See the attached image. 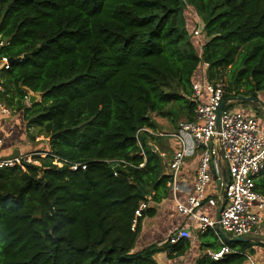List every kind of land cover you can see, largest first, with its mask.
Masks as SVG:
<instances>
[{
    "label": "trees",
    "instance_id": "16d2710c",
    "mask_svg": "<svg viewBox=\"0 0 264 264\" xmlns=\"http://www.w3.org/2000/svg\"><path fill=\"white\" fill-rule=\"evenodd\" d=\"M3 57L12 61L0 68V98L49 148L33 156L39 164L0 169V264H159L161 250L184 256L188 239L136 249L144 218L157 208L140 217L136 210L167 197L169 156L160 152L169 140L177 147L148 131L140 146L136 134L170 132L159 120L195 119L193 84L203 64L208 81L226 80L225 99L264 92V0H0ZM30 92L40 95L32 105ZM256 189L264 194V170ZM203 236L207 251L196 264H246L253 253L252 243L225 240L232 252L214 260L208 251L220 250L218 236Z\"/></svg>",
    "mask_w": 264,
    "mask_h": 264
},
{
    "label": "built area",
    "instance_id": "2783aa9c",
    "mask_svg": "<svg viewBox=\"0 0 264 264\" xmlns=\"http://www.w3.org/2000/svg\"><path fill=\"white\" fill-rule=\"evenodd\" d=\"M196 36L201 35V29L194 30ZM3 45V43L1 44ZM2 66L9 68L10 60L3 57ZM207 64L202 65L201 80L194 82L193 91L196 100L195 119L179 123L177 131L160 132L145 127L137 131L136 137L141 146L139 134L148 131L152 134L172 137L177 141V147L169 162V176L167 187L173 192L180 189L179 172L186 158L195 152L200 153V161L196 171L193 190L186 202L177 200L180 213L198 223L200 232L214 231L220 238L222 246L218 251L209 250L214 260L222 259L232 249L224 243L216 225L217 220L210 218L200 210L205 201L216 206L217 199L207 194L209 182L217 179L225 196V204L221 212V228L233 237L248 236L253 230L264 223V194L256 189V180L264 170V121L260 116L244 114L232 109L228 103L221 112V129L216 128L218 110L225 100V83L220 80L210 82L206 76ZM4 88L0 86V90ZM30 97L26 96L29 104ZM4 140L0 137V169L21 165L24 163L39 164L33 156L39 152L22 153L16 158L3 156ZM157 149V148H156ZM223 152V156L220 155ZM144 154V151H142ZM162 156L166 153L160 152ZM45 156L46 154H41ZM57 166H63L56 160ZM79 167L86 169V165L75 164L71 169ZM115 175L118 174L116 168ZM151 201H142L136 210V216H142V211L150 207ZM136 220H134V225ZM191 232L186 228L176 229L169 237L171 243L181 239H190Z\"/></svg>",
    "mask_w": 264,
    "mask_h": 264
},
{
    "label": "crops",
    "instance_id": "0c3cea01",
    "mask_svg": "<svg viewBox=\"0 0 264 264\" xmlns=\"http://www.w3.org/2000/svg\"><path fill=\"white\" fill-rule=\"evenodd\" d=\"M198 38L200 39V44H201L199 53H201L203 40L202 37H198ZM1 67H2V63L0 68ZM197 79H200V75L198 76ZM0 91L4 92V89ZM261 102L260 100L258 103L234 102V104L236 103L239 104L237 106L234 105V108L236 110L241 111L244 114H248V115L254 114L259 116L258 115L259 111L262 110V107H260ZM20 117H21L20 113L18 115H13L11 108L8 107L6 102L2 101V99L0 98V137L3 138L5 145V140L9 139L8 137H11V133H13L14 137L11 139L13 143L16 142V144L14 145L13 148H11L10 151H8L7 153L5 152L3 153V156L5 158H10V156L14 154V152L17 150H19L20 155L22 153L31 152L30 150L32 149L31 148L32 146L29 144L30 141L26 132V128L24 127V123L19 121ZM12 120L13 122L11 123ZM6 121L7 123H5ZM17 121L24 128L16 126L14 123H16ZM160 122L161 121L159 120V123ZM170 126L172 128L174 127L173 125ZM172 128L169 127L163 130L173 132L174 128L173 129ZM15 137L17 139H15ZM44 144H46L48 149L49 148L48 139H45L43 141L42 147H45ZM167 144H168L167 146H169V151H162V152L166 153L165 156H169L166 159L167 161L166 172L168 171L167 173L169 174L170 172L169 162L171 161L175 150L173 149V147H171V145H174V143H171V141L169 140ZM38 147L39 149L41 148V146L39 145ZM199 161H200V153L198 151L190 155L188 158H186L184 165L179 172V177H178V182L181 186L180 189L173 192L170 188H168L169 190L167 197L162 199V201L159 203L156 202L154 203L155 207L157 208L156 214L153 217L147 218L146 221L144 222V225H142V234L136 246L137 250L145 249L154 244H158L159 246H162L165 245V243L167 242L171 243L169 241V237L176 229L186 228L192 234V237L188 239L191 242L190 249L184 256L175 259H169L167 256V252L161 250L154 255V258L159 264H196L197 259L201 257L200 255L204 254L207 251L201 249L202 242L209 240V238L207 237L203 238L204 237L203 234L206 231L203 233L200 232L198 228V223L188 218L187 216L183 215L182 213H180L177 208V200L181 202H186L193 190ZM207 194L208 196L217 199V205L213 206L209 204V202L205 201L200 211L208 215L210 218L217 220L218 210L223 202V190L220 187L217 179L213 180L212 182H209L207 186ZM255 230L256 232L250 235L264 238V223L256 227ZM226 234H228L230 237H233L229 233ZM223 240L225 241L224 238ZM218 243L222 245L219 236H218ZM249 243L253 244L251 248L253 253L248 255V260L246 264H264V243H257V242H249Z\"/></svg>",
    "mask_w": 264,
    "mask_h": 264
},
{
    "label": "rangeland",
    "instance_id": "374dc122",
    "mask_svg": "<svg viewBox=\"0 0 264 264\" xmlns=\"http://www.w3.org/2000/svg\"><path fill=\"white\" fill-rule=\"evenodd\" d=\"M186 14L188 15L189 14V9L188 8H186ZM191 12V11H190ZM193 14H194V12H193ZM195 15V14H194ZM196 17V16H195ZM201 23H203L202 22V20L199 18V17H196V26L197 27H200V24ZM196 27V28H197ZM1 61H0V66H1ZM199 81V80H198ZM223 82L225 83V84H227V82H226V80H223ZM1 93H3V91H0V94ZM259 98H261V99H259ZM258 99L260 100V102H261V106L260 107H262V110L260 111V113L258 114L260 117H261V120L262 121H264V92H261V93H259L258 94ZM40 100V99H39ZM2 101H5L4 99H2ZM30 105V104H29ZM234 105L235 106H237V105H239L238 103H236V104H229V107L230 108H232V109H235L234 108ZM11 111H12V114L13 115H18L19 113H20V122H22V123H24V127L26 128V120L24 119V116H23V113L21 112V110H19V109H17V110H15V109H13V108H11ZM22 114V115H21ZM183 119H185V117H181L179 120H178V122H182L183 121ZM13 122V120L11 121V123ZM169 121H167V120H164V122H160L159 123V128L160 129H166V128H172L170 125H172V123L170 124V123H168ZM177 122V123H178ZM5 123H7V121L5 122ZM176 123V124H177ZM16 126H18V127H21V128H24L23 126H21L20 125V123L17 121L16 123H14ZM176 124H173L174 126H176ZM174 128V127H173ZM172 128V129H173ZM37 128L36 127H34V128H32V129H30L29 131H27L26 130V132H27V135H29L28 136V138H29V141H30V145L32 146L31 148V152H37V151H39L40 153H41V151L42 150H48L47 149V146H46V144H44L45 145V147H42V143H43V141L46 139L44 136H41V135H38L37 134ZM22 133V132H21ZM29 133V134H28ZM33 134H35L36 135V137L35 138H33ZM14 136H13V133H11V137H8L9 139H7V140H5V145H4V147H3V150H2V152L4 153H7L8 151H10L11 150V148H13L14 147V145L16 144V142H12V139L11 138H13ZM39 137V138H38ZM15 139H17L16 137H15ZM10 141V142H9ZM11 145V146H10ZM38 145L39 146H41V148L39 149V147H38ZM157 147H155V149H156ZM41 150V151H40ZM154 201H151V204L152 205H154ZM147 218H149V217H145L144 218V221H143V225H144V222L146 221V219ZM141 234H142V231H141ZM141 234H140V236H139V238H138V240H137V243H136V246H137V244H138V241L140 240V237H141Z\"/></svg>",
    "mask_w": 264,
    "mask_h": 264
},
{
    "label": "water",
    "instance_id": "95a60500",
    "mask_svg": "<svg viewBox=\"0 0 264 264\" xmlns=\"http://www.w3.org/2000/svg\"><path fill=\"white\" fill-rule=\"evenodd\" d=\"M10 61H12L10 59ZM29 104L32 105L34 104L36 101H38L40 99V95L39 94H35L30 92L29 93ZM230 102H242V103H248V102H254V103H258L259 99L256 96H231L226 98L223 103L221 104L219 110H218V115H217V121H216V128L218 131H220L221 129V112L223 110V108ZM20 110V109H19ZM220 155L223 156V152L220 151ZM20 156V152L19 150L15 151L14 154H12L10 156V158H16ZM225 204V196L223 197V202L218 210V214H217V225L216 228L218 230V232L220 233V235L229 242H234V243H239V242H257V243H264V238L263 237H258V236H253V235H248V236H241V237H230L228 234H226L223 229L221 228V225L219 223L220 218H221V212L223 210ZM256 229V228H255ZM253 230V233L256 232V230Z\"/></svg>",
    "mask_w": 264,
    "mask_h": 264
}]
</instances>
